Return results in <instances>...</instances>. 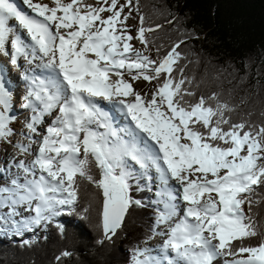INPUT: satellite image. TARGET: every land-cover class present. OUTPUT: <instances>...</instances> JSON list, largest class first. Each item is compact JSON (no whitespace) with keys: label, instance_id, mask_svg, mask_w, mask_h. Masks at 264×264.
I'll list each match as a JSON object with an SVG mask.
<instances>
[{"label":"snow or ice","instance_id":"6c2138e0","mask_svg":"<svg viewBox=\"0 0 264 264\" xmlns=\"http://www.w3.org/2000/svg\"><path fill=\"white\" fill-rule=\"evenodd\" d=\"M20 2L28 11L16 0H0V55L13 66L22 67L18 61L24 57L51 71L50 78H31L23 106L32 115L20 133L27 143L14 142L13 91L4 75L7 66H0V142L25 157L0 167V233L22 236L55 222L63 235L66 225L57 218L77 214L80 181L86 180L103 197L97 242L111 241L129 210L143 206L132 195L130 158L140 168L155 167L166 196L130 264H215L220 257L223 264H264V232L255 211L264 204V195L257 199L258 191L264 193V120L234 122L235 106L217 92L187 100L196 93L186 86L192 80L179 63L185 41L155 59L145 54L152 44L147 33L156 29L145 28L139 15L132 33L128 21L133 12L139 14L138 0ZM141 80L152 84L150 94L134 87ZM98 99L121 106L134 131L152 142L151 151L122 140ZM93 164L99 177L91 173ZM171 180L179 185V196L167 190ZM177 199L184 204L179 220ZM87 211L78 214L82 220ZM257 236L255 245L244 243ZM156 237L161 243L153 255L149 241ZM72 254L63 250L56 260L63 264Z\"/></svg>","mask_w":264,"mask_h":264},{"label":"trees","instance_id":"16d2710c","mask_svg":"<svg viewBox=\"0 0 264 264\" xmlns=\"http://www.w3.org/2000/svg\"><path fill=\"white\" fill-rule=\"evenodd\" d=\"M138 4L139 14L133 12L135 16L143 15L144 26L156 29L147 33L152 42L148 51L151 57L158 58L175 42L185 41L179 63L185 68L184 76L192 80L186 86L196 93L187 100L194 102L201 95L217 92L235 106L236 111L230 114L234 122L264 120V0H138ZM91 173L99 177L94 164ZM131 183L133 197L143 206L129 210L111 241L97 242L102 239L98 227L102 193L81 180L77 214L57 218L66 225L65 233H59L55 222L26 230L22 236L0 233V264H59L56 257L63 250L73 253L63 264L130 263L133 248L152 232L157 214L150 202V190ZM262 195L258 191L257 199ZM85 208L87 219L82 220L78 214ZM255 211L259 213V231L264 232V204ZM260 238L244 243L255 245ZM223 261L220 257L215 264Z\"/></svg>","mask_w":264,"mask_h":264},{"label":"rangeland","instance_id":"374dc122","mask_svg":"<svg viewBox=\"0 0 264 264\" xmlns=\"http://www.w3.org/2000/svg\"><path fill=\"white\" fill-rule=\"evenodd\" d=\"M17 1L18 0H16V2ZM45 2H48V0H45ZM86 2L93 3L94 0H86ZM21 8L24 9L25 11H28L27 9H25L23 7H21ZM132 15H134V14L132 13ZM128 24L131 26V29H133L135 31V27H136V25L139 24V20L137 18H132V19L130 18L129 21H128ZM133 44H134L135 47H138L139 45H141V43L138 44V42H135ZM141 51H144V50L142 49ZM8 62H9V57H5V56L0 55V66L6 65L8 67V65H7ZM37 62H38V63H36L37 65L38 64L39 65L41 64V62H39V61H37ZM30 65L32 66V64H30ZM4 74L6 75L7 73L4 72ZM14 78L18 81V83L21 81V78L20 77H14ZM152 83L154 84V81ZM134 84H141V86H142L143 89L141 88L142 90L140 92L142 94H144V93L150 94L151 91L153 90L152 84H150L148 82H145V81H142V80L141 81H136V82H134ZM18 94L19 95L20 94H23L22 91H21V87L20 86L18 88H16V92L13 95V109H12V113L15 115L16 120L13 122L12 127L17 132V135L13 137V140H14V142L17 141V140H19V141H24L26 143L27 141L24 140V137L22 135H20V133L27 131V129L24 127V125L27 123L26 120L28 118L27 117L28 116V112L27 111H23L22 113H20V110H21L20 105L22 106L23 104L21 102L22 100H20L21 95L18 96ZM21 114H23V115L25 114L26 116H21ZM30 116L31 115H29V117ZM8 151L11 152L12 155H16L18 153V150L15 147H13L12 145H9V144L4 143V142H0V167H3V163L5 165V161H3L2 157L6 158V156H8ZM28 157L32 158L31 156H28ZM12 159H13V157H9V158L7 157V161H11ZM126 165H127L128 169L132 171V167L135 166V163L133 161H131V160L126 159ZM141 169L138 168V172L140 174H144L143 172H145L146 174H148V171H144L143 168H141ZM132 173H135V170L132 171ZM140 179L141 178L138 179L139 182L141 181ZM149 184L152 186V184L150 183V180H149ZM157 185H159V184H157ZM144 186H145V188L147 190H149L148 189V185L146 184V181L144 182ZM168 186H169L168 189L171 190L172 187L170 185H168ZM25 215H27V214L25 213ZM161 227L163 228L164 226L162 225ZM32 235H34V233ZM159 240H161V239H158V241ZM149 244L151 246L153 245L152 247L156 246L157 249L159 248V244H157L156 239L155 240H152V242H150Z\"/></svg>","mask_w":264,"mask_h":264},{"label":"bare ground","instance_id":"6f19581e","mask_svg":"<svg viewBox=\"0 0 264 264\" xmlns=\"http://www.w3.org/2000/svg\"><path fill=\"white\" fill-rule=\"evenodd\" d=\"M40 62V61H39ZM36 63H38L37 61L34 63V65H30L29 66V72H38V73H40V74H42V68H41V66L38 64H36ZM49 72L51 71V70H49V69H47ZM134 87L136 88V90H138V91H141L143 88H142V86H141V84H134ZM142 88V89H141ZM21 91H22V93H24V91L21 89ZM18 92V91H17ZM19 93V92H18ZM113 102V101H112ZM112 102H111V106H109V108L108 109H106V112H108V113H111V109H112ZM98 104H110V101H107V100H103V99H98ZM123 115H125V116H127V114L126 113H124ZM47 119V118H46ZM141 139H144V140H146L145 139V136L143 135V134H141V133H139L138 132V130L136 131V133H135V139L132 141V142H134L136 145H137V147H139V145H138V143L139 142H141L140 140ZM148 141V140H147ZM149 143H150V145H146V147L151 151V149H152V142H150V141H148ZM142 145H143V142H142ZM33 147L35 148V147H37V145H33ZM7 157L9 158V157H19V158H25V157H23V156H20L18 153L16 154V155H12V153L11 152H9L8 151V156H6V158H4V157H2V159H3V161H7ZM27 159H31L30 157H28ZM151 166V165H150ZM13 171H15V169H13ZM142 175V178L147 182V180H146V177H145V175L144 174H141ZM168 185H170L171 187H172V189L170 190V191H172V192H174L175 194H179V191H178V189H179V185H177V183L174 181V180H171L170 181V184H168ZM167 185V188L169 187ZM176 202H177V200H176ZM184 207V204L182 203V208ZM180 212H183V210L182 211H180ZM27 215H29V213H26ZM181 218V217H180ZM158 239H161L160 237H156V241H157V244H159L160 245V243H161V240H159L158 241ZM155 245V244H154ZM153 246V245H152ZM154 248V251H153V255H156V254H158V251H159V248L157 249L156 248V246H154L153 247Z\"/></svg>","mask_w":264,"mask_h":264}]
</instances>
